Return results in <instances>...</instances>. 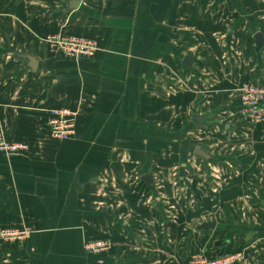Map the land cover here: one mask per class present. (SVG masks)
<instances>
[{"label":"crops","instance_id":"obj_1","mask_svg":"<svg viewBox=\"0 0 264 264\" xmlns=\"http://www.w3.org/2000/svg\"><path fill=\"white\" fill-rule=\"evenodd\" d=\"M67 1L0 0V132L28 145L0 155V229H31L0 242V264H264V126L236 113L240 85L264 83V0ZM58 33L98 51L53 54ZM62 107L76 133L54 141L46 123ZM98 239L108 253H86Z\"/></svg>","mask_w":264,"mask_h":264},{"label":"built area","instance_id":"obj_2","mask_svg":"<svg viewBox=\"0 0 264 264\" xmlns=\"http://www.w3.org/2000/svg\"><path fill=\"white\" fill-rule=\"evenodd\" d=\"M45 42L51 53L66 58H89L98 50L95 41L82 37L50 35L45 38ZM236 113L239 119L250 125L264 126V83L244 82L240 85ZM46 125L49 130V137L52 140L66 141L72 139L76 133V112L64 107L51 109ZM27 151L28 145L26 143L9 140L0 132L1 155L13 156ZM30 234L31 229L27 226L11 225L0 229V241L23 244L30 237ZM110 248V242L103 239L89 240L84 244L85 252L94 255L107 253ZM236 256L239 260V254H236ZM237 258L234 260L233 257L227 254L207 257L199 253L191 257L189 264H239L235 263Z\"/></svg>","mask_w":264,"mask_h":264},{"label":"water","instance_id":"obj_3","mask_svg":"<svg viewBox=\"0 0 264 264\" xmlns=\"http://www.w3.org/2000/svg\"><path fill=\"white\" fill-rule=\"evenodd\" d=\"M67 4L69 6V9L73 10V9L78 8L80 3H79V0H69V1H67ZM255 41H256V44H257L258 47H262L264 45V36L260 32L256 33L255 34ZM27 58L30 60L29 67L32 70H35L36 69V60L33 57H31V56H27ZM193 59H194V57L191 56V55L184 56L183 57L184 65L190 67L191 64H192ZM208 117H209V114L199 115L198 113H195L192 116L191 120H192V123L196 127L205 128L206 125L204 123V120H206ZM192 152H193V154L197 155L198 157H200V158H202L204 160L211 159L210 154H208L206 151L201 149L200 146H194L193 149H192ZM146 177H147L148 180L151 179L150 174L146 175ZM202 226L205 229H208V228L212 229L215 226V222L214 221H208V222L204 223Z\"/></svg>","mask_w":264,"mask_h":264},{"label":"rangeland","instance_id":"obj_4","mask_svg":"<svg viewBox=\"0 0 264 264\" xmlns=\"http://www.w3.org/2000/svg\"><path fill=\"white\" fill-rule=\"evenodd\" d=\"M53 35H67V34H60V33H58V34H53ZM68 36H73V35H68ZM47 37V36H46ZM45 37V38H46ZM74 37H82V36H78V35H75ZM82 38H85V39H89V40H93V41H95L96 43H97V41L95 40V39H93V38H87V37H82ZM97 45H98V43H97ZM98 51V50H97ZM239 118V117H238ZM250 125V124H249ZM256 126L257 125H250L249 127H251L252 129H255L256 128ZM211 135L210 134H208L207 136H206V138L207 139H211ZM213 138H214V136H213ZM193 139H194V137H193ZM216 139V138H215ZM189 155H192V153L191 152H189ZM245 156V155H244ZM238 159L240 158L241 159V157H239V156H236ZM239 162H240V160H239ZM241 163V162H240ZM264 163V162H263ZM263 163H262V165H263ZM237 174V173H236ZM187 175H188V177H189V179L191 180V173L189 172L188 173V171H187ZM238 175V174H237ZM236 254H239V260H238V258H237V256H236ZM227 255H229V256H231V257H233L234 258V260L237 258V260L235 261V263H239V264H242V260H243V254L242 253H232V254H227ZM193 256V255H192ZM191 256V257H192ZM191 257H190V259H191ZM190 259H189V261H190ZM231 261V260H230ZM238 261H240V262H238ZM233 263V262H232Z\"/></svg>","mask_w":264,"mask_h":264},{"label":"flooded vegetation","instance_id":"obj_5","mask_svg":"<svg viewBox=\"0 0 264 264\" xmlns=\"http://www.w3.org/2000/svg\"><path fill=\"white\" fill-rule=\"evenodd\" d=\"M190 173H191V181L189 183V186H191V188H193L194 190L196 189V186L198 184V181H197V176L195 175V171L191 170L190 169Z\"/></svg>","mask_w":264,"mask_h":264},{"label":"trees","instance_id":"obj_6","mask_svg":"<svg viewBox=\"0 0 264 264\" xmlns=\"http://www.w3.org/2000/svg\"><path fill=\"white\" fill-rule=\"evenodd\" d=\"M193 147L194 146H192V148H191V150L190 151H192V149H193ZM1 155V154H0ZM2 244H9V243H3L2 241H0ZM26 242V241H25ZM18 245H22V244H18ZM108 253V252H107ZM107 253H103V254H107ZM94 255V254H93ZM98 255H101V254H98Z\"/></svg>","mask_w":264,"mask_h":264}]
</instances>
